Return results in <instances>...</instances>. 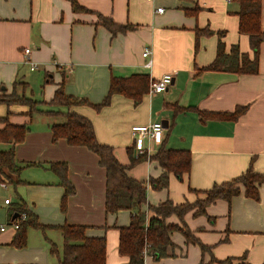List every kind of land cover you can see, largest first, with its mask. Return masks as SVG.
Here are the masks:
<instances>
[{"label": "crops", "instance_id": "1", "mask_svg": "<svg viewBox=\"0 0 264 264\" xmlns=\"http://www.w3.org/2000/svg\"><path fill=\"white\" fill-rule=\"evenodd\" d=\"M77 1L94 12H75L70 0H0V96L17 91V84L24 83L27 95L48 102L64 81L67 94L101 103L114 76L144 73L154 81L171 73L173 81L167 90L154 93L150 85L138 104L114 94L111 103L99 111L88 105L71 109L91 119L98 141L113 146L121 163L129 165L131 157L145 149L142 160L128 171L148 186L147 203L141 207L148 218L153 215L149 205L168 199L176 204L194 202L203 194L199 191L234 179L250 167L264 174V42L257 73L203 68L217 55L221 31L228 50L237 44L242 52L253 54L248 35L239 31L237 1ZM160 7L163 12L158 11ZM97 13L136 28L112 35L98 24ZM262 24L264 28V0ZM196 28L214 32L200 36L198 48ZM27 48L37 65L34 70L26 62ZM147 48L152 51L151 68L145 67L143 52ZM239 106L247 109L236 119L201 113H231ZM9 111L12 123L30 122L27 106L0 102V117ZM62 120L35 114L26 139L15 145L19 164L41 165L25 167L20 175L23 182L18 185L0 182V264H57L64 240L56 226L64 224L86 225L87 236L106 237V264H129V257L119 251V227L130 224L132 212L106 211L105 168L89 148L70 145L65 139L53 140L51 125ZM159 121L165 122L161 143L133 136L132 126ZM3 126L0 122V128ZM162 146L189 149L192 166L182 179L171 174L169 186L157 190L150 180L163 171L153 158ZM11 147L0 143L1 150ZM62 161L68 163V177L76 189L65 209V188L48 168L50 162ZM259 193L258 200L241 193L231 202L220 199L208 205L206 214L195 215L193 210L185 216L193 235L211 250L203 252L198 243L188 242L181 231H175L168 256L156 259L147 255L145 264H208L213 258L217 260L213 264H227L222 260L243 255L248 264H263L264 183ZM21 202L37 214L40 223L53 227L29 228L26 245L18 248L13 245L17 234L13 223L18 215L13 213ZM167 221L180 223L176 214ZM51 243L57 245L58 254L51 253Z\"/></svg>", "mask_w": 264, "mask_h": 264}, {"label": "trees", "instance_id": "2", "mask_svg": "<svg viewBox=\"0 0 264 264\" xmlns=\"http://www.w3.org/2000/svg\"><path fill=\"white\" fill-rule=\"evenodd\" d=\"M239 4V31L248 35L253 54L242 52L237 44L228 50L223 41L224 32H219V42L215 59L207 66L206 70H220L227 72H239L254 74L259 70V52L261 44L264 42V28L262 24L263 0H235ZM75 12H94L81 5L77 0H70ZM195 12V11H194ZM98 15V24L107 28L112 35L126 33L134 30L136 26L132 24L117 23L112 17L101 13ZM214 32L208 28H196V48L199 46V38L202 35H211ZM50 81L51 78H48ZM47 81V82H48ZM151 77L149 74H133L129 77L114 76L111 78L110 90L101 103H91L83 97L67 94L64 90V81L56 90L53 98L45 102L37 100L27 95L25 91L18 93L14 89L10 94L3 93L0 102L6 105H24L28 107L26 115L30 122L23 124L12 123L9 119L12 114L9 111L0 117V122L4 124L0 128V143H10L9 150L0 149V182H8L18 185L23 180L21 172L27 166L41 165V163L28 162L19 164L15 157V145L23 142L30 131V123L33 116L42 113L48 117H63L61 122H53L51 125L52 137L54 141L65 139L70 145L85 146L92 150L99 157V163L106 171V211L116 213L120 210H130L132 212L130 224L119 227L120 243L119 251L129 257V264H145L147 255H152L156 259L168 256V248L174 246L171 235L175 231H181L188 242L198 243L203 252L211 250L204 245L199 238L195 237L185 222V216L193 211L195 215L206 214V207L220 199L231 202L233 197L244 193L247 197L258 200L260 198L259 186L264 183V174L256 172L250 167L242 175L223 183H216L210 189L199 191L205 198L194 203L186 202L176 204L168 199L158 205H149L153 215L148 218L147 213L141 207L147 203L148 186L145 182L131 176L129 168L136 162L142 160L143 156L131 157L129 165L119 161L111 145L100 143L96 137L95 127L91 119L87 116L71 110L74 106L88 105L96 110L111 103L114 94H122L132 98L138 104L145 93L150 89ZM17 83H15L16 85ZM24 84V83H23ZM25 86V84H24ZM27 87V86H26ZM42 104L48 106L47 109L41 107ZM65 108L66 110H63ZM247 106H239L235 111L228 113H207L202 111L206 117L208 115H220L225 118L236 119L242 115ZM132 156V155H131ZM162 167L163 171L157 178H151L150 183L153 188L160 190L169 186L170 175L174 174L179 179L185 173H189L192 166V154L189 149H169L162 146L153 156ZM48 168L54 171L60 184L65 188L62 199V208H66L67 199L75 194V186L68 177V163L50 162ZM17 214L15 221H19V228L13 240V245L18 248L24 247L27 242V231L29 228L46 230L53 227L39 222L37 214L32 211L26 202H21L13 213ZM176 214L180 223H169L167 218ZM25 215V219L22 216ZM63 236V250L57 264H106L107 260V239L101 237H89L86 234V225L64 224L56 226ZM51 253L58 254L55 243H51ZM246 255L241 257H229L222 262L227 264H248ZM216 259L208 264H213ZM264 264V263H263Z\"/></svg>", "mask_w": 264, "mask_h": 264}, {"label": "built area", "instance_id": "3", "mask_svg": "<svg viewBox=\"0 0 264 264\" xmlns=\"http://www.w3.org/2000/svg\"><path fill=\"white\" fill-rule=\"evenodd\" d=\"M231 1V0H230ZM159 12H163L164 8L160 7L158 8ZM30 49H25L26 54V62L30 64L31 69L34 70L37 68V65L31 61L29 57ZM151 49L147 48L143 52V56L146 58L145 61V67L151 68L153 65V59L151 58ZM173 81V75L171 73H167L163 75L161 78L156 79L151 82V92L154 93H162L165 90L168 89V87L171 85ZM132 134L135 137H149L150 139L154 140L156 143H161L164 138V131L165 127L163 122H155L148 125H134L132 126ZM145 153V149L139 150V155H142ZM10 199H6L5 203L10 204ZM23 219H25V215L22 216ZM13 226L18 229L19 228V221H15L13 223ZM6 226H1V230H5Z\"/></svg>", "mask_w": 264, "mask_h": 264}, {"label": "rangeland", "instance_id": "4", "mask_svg": "<svg viewBox=\"0 0 264 264\" xmlns=\"http://www.w3.org/2000/svg\"><path fill=\"white\" fill-rule=\"evenodd\" d=\"M27 85H23L22 83H18L17 84V91L20 93V92H22V91H25V92H27L28 91V87H26ZM34 88H36V86L34 87ZM203 198H205V196H204V194H200L199 196H198V198L194 201V202H196V201H199V200H202ZM194 202H190V203H194ZM198 208H196V210H197Z\"/></svg>", "mask_w": 264, "mask_h": 264}, {"label": "water", "instance_id": "5", "mask_svg": "<svg viewBox=\"0 0 264 264\" xmlns=\"http://www.w3.org/2000/svg\"><path fill=\"white\" fill-rule=\"evenodd\" d=\"M167 122V121H166ZM165 122L163 121V124H164ZM164 127H165V125H164Z\"/></svg>", "mask_w": 264, "mask_h": 264}]
</instances>
